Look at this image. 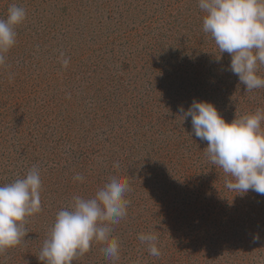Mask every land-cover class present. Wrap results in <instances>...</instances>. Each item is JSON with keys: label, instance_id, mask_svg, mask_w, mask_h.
<instances>
[{"label": "rangeland", "instance_id": "rangeland-1", "mask_svg": "<svg viewBox=\"0 0 264 264\" xmlns=\"http://www.w3.org/2000/svg\"><path fill=\"white\" fill-rule=\"evenodd\" d=\"M12 4L26 18L0 65V186L37 168L42 210L26 217V236L0 264H44L43 242L72 203L60 201L65 191L91 197L114 176L130 189L112 231L119 259L94 241L72 264H264V195L228 190L178 110L208 101L231 122L264 109V88L247 92L229 54L217 61L199 0H0V19ZM227 224L240 238L229 246ZM142 232L158 236L159 257ZM183 232L195 245L180 248Z\"/></svg>", "mask_w": 264, "mask_h": 264}, {"label": "clouds", "instance_id": "clouds-1", "mask_svg": "<svg viewBox=\"0 0 264 264\" xmlns=\"http://www.w3.org/2000/svg\"><path fill=\"white\" fill-rule=\"evenodd\" d=\"M199 8L206 13L203 31L210 34L220 52L217 61L222 54H229V70L238 76L247 92L264 88V77L258 75V66L264 65V0H199ZM25 18L26 10L12 4L6 19H0V65L5 64L6 53L16 43L15 26ZM68 63L63 59L64 67ZM178 110L182 122L190 117L192 132L207 142V156L223 170L228 190L241 195L249 191L264 195V109L235 117L231 122L208 101L193 100L187 110L183 106ZM73 179L83 182L85 178L76 174ZM41 186L40 172L35 167L24 177L0 186V253L21 242L27 234L26 217L42 210ZM129 190L126 179L114 176L91 198L73 196L70 206L57 213L38 259L44 264H72L95 241L106 245L102 248L106 258L118 260L119 241L112 231L113 225L127 215L130 202L125 194ZM138 239L151 256L161 255L155 233L142 232ZM259 240L258 234L253 235V243Z\"/></svg>", "mask_w": 264, "mask_h": 264}, {"label": "trees", "instance_id": "trees-1", "mask_svg": "<svg viewBox=\"0 0 264 264\" xmlns=\"http://www.w3.org/2000/svg\"><path fill=\"white\" fill-rule=\"evenodd\" d=\"M263 123V122H262ZM190 138H192L193 140H195L194 139V137L191 135L190 136ZM194 144V143H193ZM189 145V144H188ZM199 146L202 148V150H204L205 152H206V147H207V142H204V144H199ZM170 148H172L173 146H169ZM176 148V147H175ZM198 150V149H197ZM199 151V150H198ZM161 152H163V151H161ZM164 153V152H163ZM206 154H207V152H206ZM122 155H120V156H118V157H116L117 158V161H119V163H123L124 162V160L125 159H123V157H121ZM230 178V177H229ZM101 183L99 184V183H96V185L97 186H104L107 182H109L110 180L108 179V180H106V178H104L103 177V179H101ZM98 189H97V187L95 186V188L92 190V191H90V192H87V193H85L83 196H87V195H91V197L96 193V191H97ZM67 194H66V196H65V198H62V199H60V201L63 203V201L65 200L66 202L68 201V200H70V199H72L73 198V196H75L77 193H76V191L72 188V189H70V190H68V191H65ZM91 197H87V198H91ZM64 201V202H65ZM61 207V206H60ZM59 210H62V209H59ZM153 215H151L150 217H152ZM225 229L226 230H223V232L225 233V241H226V243L225 244H227V246H229V241H231V242H233V241H235V240H240V238H238V236L236 235V232H234V230L232 229V224H227V226L225 227ZM227 235H230V236H227ZM188 242H192L193 243V237H188V233H181V236H180V244H182L181 246H180V248H184V247H187V243ZM185 243V244H184ZM94 244H95V242H94ZM232 244V243H231ZM193 245H195L194 243H193ZM222 248H225V246H221ZM199 248H200V246H199ZM226 249H229V247H226ZM178 250V249H177ZM103 256H104V254H102ZM173 260V259H172ZM175 260V259H174Z\"/></svg>", "mask_w": 264, "mask_h": 264}]
</instances>
